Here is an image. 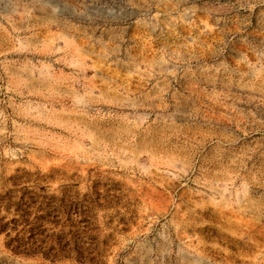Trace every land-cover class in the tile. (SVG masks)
Here are the masks:
<instances>
[{"label": "rangeland", "instance_id": "obj_1", "mask_svg": "<svg viewBox=\"0 0 264 264\" xmlns=\"http://www.w3.org/2000/svg\"><path fill=\"white\" fill-rule=\"evenodd\" d=\"M0 264H264V0H0Z\"/></svg>", "mask_w": 264, "mask_h": 264}]
</instances>
